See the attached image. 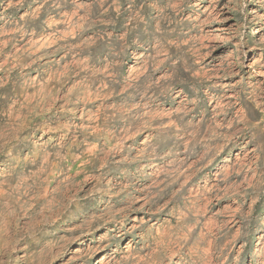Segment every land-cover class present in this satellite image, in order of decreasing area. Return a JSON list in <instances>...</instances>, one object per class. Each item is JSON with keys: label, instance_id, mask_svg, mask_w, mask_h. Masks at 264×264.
<instances>
[{"label": "rangeland", "instance_id": "obj_1", "mask_svg": "<svg viewBox=\"0 0 264 264\" xmlns=\"http://www.w3.org/2000/svg\"><path fill=\"white\" fill-rule=\"evenodd\" d=\"M0 264H264V0H0Z\"/></svg>", "mask_w": 264, "mask_h": 264}]
</instances>
